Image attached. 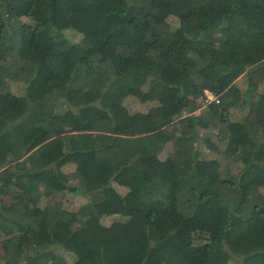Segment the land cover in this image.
Segmentation results:
<instances>
[{
    "label": "trees",
    "instance_id": "trees-1",
    "mask_svg": "<svg viewBox=\"0 0 264 264\" xmlns=\"http://www.w3.org/2000/svg\"><path fill=\"white\" fill-rule=\"evenodd\" d=\"M262 85L264 0H0V264H264Z\"/></svg>",
    "mask_w": 264,
    "mask_h": 264
},
{
    "label": "rangeland",
    "instance_id": "rangeland-1",
    "mask_svg": "<svg viewBox=\"0 0 264 264\" xmlns=\"http://www.w3.org/2000/svg\"><path fill=\"white\" fill-rule=\"evenodd\" d=\"M170 72V71H169ZM175 75H179V76H184L185 75V73H182V72H176V74ZM240 78H241V76L240 75H237L235 78H233V79H231L230 81H227V86H226V88H228V87H230L231 85H233V84H235L236 83V81L237 80H240ZM261 88L262 89H264V85H262L261 86ZM14 89H15V92L16 93H20L21 92V88H20V86L17 84V85H14ZM23 94H24V92H23ZM206 95H207V97H208V100H213V99H218L216 96H214L211 92H206ZM199 100H201V99H199ZM151 106V105H150ZM134 107H136V108H139V109H142L143 108V110H147L148 109V107H149V104H147V105H135ZM234 114H239V115H242L243 114V112H242V110H235V112H234ZM235 116V115H234ZM202 131H205V130H202ZM81 198L80 199H77V198H75V202H74V205H77V204H79L80 203V201H86V199L87 198H85V197H82V196H80ZM126 198H127V200H129L130 202H133V200L131 201V198H130V194H127L126 195ZM131 204V203H130ZM73 205V206H74ZM159 220H161V219H159ZM115 221H118V220H116V219H114V218H108L107 220H106V226L104 227L105 229H107V230H110V231H113L114 233L116 232H118V229H117V227H119L120 226V222H115ZM104 228H102V229H100V231L101 232H103L104 231ZM69 233V232H68ZM143 245L145 246V247H147V243L143 240ZM144 247V248H145ZM242 256H235L234 257V259L232 260L231 259V261L229 260V261H226V260H224V259H222V258H220V257H217L216 259H215V261L212 263V264H237V263H240V264H242V259L243 258H241Z\"/></svg>",
    "mask_w": 264,
    "mask_h": 264
},
{
    "label": "built area",
    "instance_id": "built-area-1",
    "mask_svg": "<svg viewBox=\"0 0 264 264\" xmlns=\"http://www.w3.org/2000/svg\"><path fill=\"white\" fill-rule=\"evenodd\" d=\"M213 100H216V101H218V99H213Z\"/></svg>",
    "mask_w": 264,
    "mask_h": 264
}]
</instances>
